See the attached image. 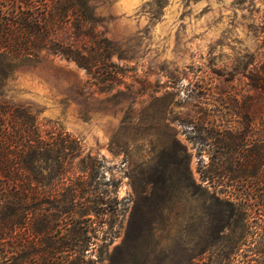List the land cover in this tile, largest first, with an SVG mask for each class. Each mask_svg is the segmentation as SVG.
Returning a JSON list of instances; mask_svg holds the SVG:
<instances>
[{"label":"rangeland","instance_id":"rangeland-1","mask_svg":"<svg viewBox=\"0 0 264 264\" xmlns=\"http://www.w3.org/2000/svg\"><path fill=\"white\" fill-rule=\"evenodd\" d=\"M84 1L85 25L108 42L103 66L114 78L99 80L94 68L41 50L1 60L0 89L42 128L76 137L100 160L101 180L116 183L124 209L95 264H264L255 250L263 225L253 216L229 255L232 232L220 227L234 222L199 174L212 139L189 129L205 114L242 131L251 99L253 136L245 142L264 143V0Z\"/></svg>","mask_w":264,"mask_h":264},{"label":"trees","instance_id":"trees-1","mask_svg":"<svg viewBox=\"0 0 264 264\" xmlns=\"http://www.w3.org/2000/svg\"><path fill=\"white\" fill-rule=\"evenodd\" d=\"M37 3L38 10L33 0H7L0 9V61L36 58L44 50L94 68L99 80H112L103 66L108 42L85 25L91 17L85 1ZM253 86L263 88L259 82ZM244 107L242 131L231 122L212 123L205 114L196 120L199 127L189 125L212 139L205 143L212 150L200 160L199 174L204 191L209 187L208 196L225 205L234 222L220 227L232 232L231 256L248 233L250 216L263 225L255 250L264 252V143L245 142L253 136L255 112L251 99ZM99 166L76 137L61 128H42L30 108L6 99L0 89V264L100 263L124 206L116 183L101 180Z\"/></svg>","mask_w":264,"mask_h":264}]
</instances>
